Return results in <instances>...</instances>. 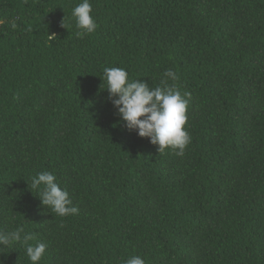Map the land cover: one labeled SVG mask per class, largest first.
<instances>
[{
  "label": "trees",
  "instance_id": "trees-1",
  "mask_svg": "<svg viewBox=\"0 0 264 264\" xmlns=\"http://www.w3.org/2000/svg\"><path fill=\"white\" fill-rule=\"evenodd\" d=\"M79 2L0 0V230L45 243L39 264H264V0H89L83 37ZM105 67L177 73L183 155L126 127ZM40 172L76 214L41 204ZM0 264H31L26 245Z\"/></svg>",
  "mask_w": 264,
  "mask_h": 264
},
{
  "label": "clouds",
  "instance_id": "clouds-1",
  "mask_svg": "<svg viewBox=\"0 0 264 264\" xmlns=\"http://www.w3.org/2000/svg\"><path fill=\"white\" fill-rule=\"evenodd\" d=\"M92 5L89 0H80L71 10V18L81 31L77 36L93 33L98 25L91 15ZM12 28L16 25L13 23ZM62 27H66L62 21ZM50 39L55 34L49 35ZM161 84L156 87L149 86L142 80H129L125 69L119 67H105L103 78L107 82L104 88L108 92L117 115L126 127L136 131L142 138H148L153 145H158V151L166 148L177 150V155L190 143L191 137L185 130L187 121L188 100L177 89L175 82L179 79L177 73L171 69L166 70ZM187 93H185V96ZM31 188L39 191L41 204L50 207L59 216L76 214L78 209L70 206L72 201L69 194L56 182V176L51 172H40L31 178ZM22 228L13 231L0 230V247L11 248L16 243L26 245V255L31 264H39L45 254L47 245L43 242L35 245L29 244L31 235L25 234ZM124 264H145L140 256H131Z\"/></svg>",
  "mask_w": 264,
  "mask_h": 264
}]
</instances>
